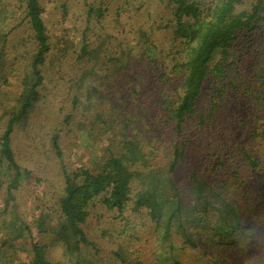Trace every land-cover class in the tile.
<instances>
[{
  "label": "trees",
  "instance_id": "trees-1",
  "mask_svg": "<svg viewBox=\"0 0 264 264\" xmlns=\"http://www.w3.org/2000/svg\"><path fill=\"white\" fill-rule=\"evenodd\" d=\"M146 3L163 14L137 39L98 30L108 16L124 29L121 15ZM56 9L54 35L45 0H0V264H264V243L246 262L264 234V0H86L83 31L68 23V0ZM71 59L75 106L92 110L83 126L107 144L89 167L64 165L63 191L29 221L18 194L34 171L16 132L44 115L50 85L69 87ZM61 133H49V151L63 160Z\"/></svg>",
  "mask_w": 264,
  "mask_h": 264
},
{
  "label": "rangeland",
  "instance_id": "rangeland-1",
  "mask_svg": "<svg viewBox=\"0 0 264 264\" xmlns=\"http://www.w3.org/2000/svg\"><path fill=\"white\" fill-rule=\"evenodd\" d=\"M54 1L59 0H45L47 4L46 17L52 28L53 34L57 35L60 33V25L57 24L59 11H57L56 7H60L63 3L67 2V0H60V4L59 2L58 4H55ZM88 1L94 2L95 0ZM68 3L70 9V12L67 15L68 23L72 27L78 25L80 30L83 31L87 26V16L83 17L86 0H68ZM154 4L146 3L143 9V15L141 16L138 15L139 12L136 10H131V13L124 12L120 18L125 24L124 29L115 27L117 26L115 16L113 18L108 16L103 20L102 24L99 25L98 30L104 35H112L114 43L127 38L135 40L138 38L137 30L140 25L145 22L147 26H151L158 14H163L162 9ZM117 5L118 3L115 2L114 6ZM60 16L61 20H63V13H61V11ZM149 16L151 18H148ZM72 34H74V32ZM83 34L84 32L82 35L81 33L79 34V39ZM167 36L166 31L155 32L152 37V42L162 50L166 47ZM88 38H91V41L95 39L91 34H88ZM155 54L161 58L163 53L156 52ZM163 57L165 58V53L163 54ZM162 60L164 62V59ZM245 71L249 72L248 68H246ZM66 72L69 75V87L66 89L55 90L54 86L50 85L48 97L46 98L47 110L44 115L41 116V118L38 119V121L27 131L23 132L22 130H18L15 136L14 143L16 151L19 154V159L25 167H29L34 171L33 179H30L18 194L20 212L22 216L29 221L34 220L35 214H37V210L35 209L37 206L43 204L42 201L46 203L48 202V206H51L54 203V197H57L63 191L64 181L62 167L64 165L71 169L89 167L94 163L96 156L107 144L106 137H97L96 135H90V137H88L87 129L83 126V123L92 117L91 108H87L89 103H85L87 107L84 106V103L75 106L76 104L73 101L78 89L76 80L81 75L78 63L71 59L66 67ZM208 87L211 88L212 83H210ZM231 107L232 109L237 110V112H243L246 116L253 113L251 106L246 107V110H239L237 104H232ZM69 114L72 115L69 125H62L61 122L64 121ZM258 120L255 119L254 121ZM259 122L262 137H259L260 144L258 143L259 145H257L255 149L264 153V120ZM58 127L62 129L61 143L64 153L63 160L53 157L49 151L48 135ZM208 136L211 139L221 136L218 124H214L212 132ZM244 142H247V140H244ZM216 144L219 145V142H216ZM92 145L93 147H96L95 150L92 148ZM253 145L250 144L251 147ZM91 156H93L92 160ZM86 158L90 159V164L86 162ZM210 177L211 176H209V178ZM44 209L45 208L42 210ZM256 220L257 216H254L250 222L249 229L246 230L248 235V237H246L249 241H253L254 236H256L254 235L256 233ZM256 237L261 240V243L258 241V243L254 245L253 249L247 254L248 258L246 262L257 261L263 256V248L262 246L260 248L259 244L264 243V234L263 236L258 235ZM106 246L107 248L105 249V252L109 253L110 249L108 247L110 246L108 245V242H106Z\"/></svg>",
  "mask_w": 264,
  "mask_h": 264
}]
</instances>
